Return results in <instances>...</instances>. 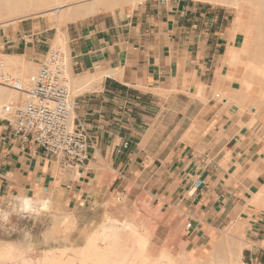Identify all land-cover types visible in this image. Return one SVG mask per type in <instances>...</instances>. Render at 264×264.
<instances>
[{
    "label": "crops",
    "instance_id": "0c3cea01",
    "mask_svg": "<svg viewBox=\"0 0 264 264\" xmlns=\"http://www.w3.org/2000/svg\"><path fill=\"white\" fill-rule=\"evenodd\" d=\"M238 17L227 5L179 0L70 22V72L80 100L75 123L93 137L88 159L65 172L0 117V196L45 193L83 211L124 202L131 185L160 206L171 238L195 247L217 235L232 213H249L252 195L264 186V145L255 136L264 102L256 116L247 112L242 76L254 69L247 59L264 64V21L252 32ZM31 32L18 24L0 35L7 54L36 66L46 52L29 45L39 34ZM221 81L228 99L217 97ZM262 206L250 213L264 216ZM250 227L242 264H264V217Z\"/></svg>",
    "mask_w": 264,
    "mask_h": 264
},
{
    "label": "rangeland",
    "instance_id": "374dc122",
    "mask_svg": "<svg viewBox=\"0 0 264 264\" xmlns=\"http://www.w3.org/2000/svg\"><path fill=\"white\" fill-rule=\"evenodd\" d=\"M88 1L91 0H75V1L73 0L69 3L68 6L83 5L85 2ZM100 1H105V0H100ZM129 1L130 0L120 1V3L117 4L114 3L115 5L112 8L102 6L99 11L93 13L92 15L101 12L114 11V10L125 11L128 10L129 8H133L137 6L140 3L152 4L162 1H179V0H143L142 2L141 1L137 2V4L132 0L130 1L131 3ZM195 1H205L213 5H216L213 2H210V0H195ZM244 1L246 0L238 1L239 3L238 7L235 6L237 4H232V5L230 4L231 6L230 5L227 6L234 8L238 16H241L242 14V16L247 18L248 23L251 24V21L253 19L250 18V14L251 13L254 14L255 11L253 10H255L256 8L264 7V4H262L261 0H260V5L257 4L259 0H252L249 2L248 1L244 2ZM241 3L242 4L246 3V4H244L245 6H242ZM219 6H224V5L219 4ZM40 8L41 6L37 7V10L30 12L29 14L24 16L25 19H21L17 23L11 22L12 24L6 26H0V34L1 32H3V30H5L7 33H11L13 32V30H18V24H21L22 30L23 29L32 30L33 32L39 33L38 35L36 34L33 40L31 37V40L29 42L30 46H32L34 43L38 45V47L42 49V51L44 52H47L48 49H52V51H56L57 49L55 50V48L52 45L58 27L56 26L55 22L49 20L47 16L37 15L40 13V11L45 10L44 8L42 9ZM241 11L243 12L241 13ZM92 15H89L84 18L82 17L80 19H85ZM259 17L262 20L263 15L261 14ZM70 22H74V21H67L65 22L64 25L61 26V30H63L65 33H66L67 25ZM41 30L43 31L42 33H40ZM37 37L39 41H37ZM10 51L11 50L4 48L3 40L1 39V35H0V61L1 60L4 61L6 57H3L2 55L7 54ZM61 52L64 54V56L69 55V50L68 51L61 50ZM24 60L26 64L32 63L28 61L25 57ZM40 64L35 66L32 63L31 71H28L27 73L23 74L21 78L18 76H16V78L22 80L23 77L28 78L30 76L35 75L40 68ZM253 65L254 64L249 65L248 67L250 66L253 67ZM8 72L10 74L12 73L11 70L10 71L8 70ZM244 73L247 76L246 80L249 81L252 80L251 84L253 85L246 86L244 83L242 88L243 97L246 96L245 92L249 93L250 95L251 94L254 95L255 92H258L259 94L260 91H262V89L264 88V79L260 75L256 74L257 72L255 69L254 72L253 70H248ZM250 76H252V79H250ZM30 78H28L27 81L23 80V82L27 83ZM66 79H67V83H69L68 86L71 89L70 91H72L71 93L75 98L74 96L75 92L73 93L75 85H73V82H71L68 77H66ZM216 93L220 94L221 98L224 96L223 91L221 90L216 91ZM217 97L219 96L217 95ZM26 98L27 97L25 95L17 94V96L13 97L9 102L10 103L24 102ZM6 100L7 99H5V101ZM76 100L78 101V105H79L80 104L79 98H76ZM256 101H260L258 96L256 97L252 96L251 101L248 100L247 105H245L247 112L252 113L250 111V106L252 103ZM3 116L4 115L2 114V117ZM255 120L256 119L254 117L250 125L247 124V126L248 127L252 126L255 123ZM74 121H75V117H74ZM260 125L261 126H258V129L259 128L261 129L259 132L258 130L255 131L256 132L255 136L257 138V141L261 143V145H264V123H261ZM64 171L69 173L72 170L65 169ZM131 187L132 186L129 185L128 189L132 191L129 193L128 197H126L124 202L117 203L116 200L113 199L112 203L106 205L103 204L98 206L96 205V207L90 208L88 210L84 209L83 211L68 207L64 208L63 206H61L60 203L54 202L52 200L51 203L46 208L39 206L35 209V211L27 212V211H22L20 209L21 196H0V210H3V213H11L10 223L7 224L5 227L0 228V244H3L2 246H4L7 243V246L9 244L10 246L12 245V247L14 245L15 248H18L19 246L28 242L26 238H29L30 243L32 245V251L27 255L38 254L41 253L43 250H48V249H57V248H66V247H69L71 249L73 247H77L84 244L88 239L87 237H90L92 234L94 235V233L96 234L100 232V230L103 229L102 227L116 226L114 225V220L117 219L119 220V222L127 221L129 223L135 224L134 226L139 228L140 231L138 233L137 232L138 230L132 225V228L129 230V232L132 235L131 236L132 244L135 243L134 248L136 249V251L138 250L139 252H142L145 256L154 257L159 255L160 251L163 248H169L170 251L175 253L173 256L184 259V262L182 264H189L193 260H196V258L197 260L202 259L204 262L208 258V260L210 259L213 261L212 262L209 260L211 264H232V263L242 264V258H241V262H230V261H226V263L221 262L218 254L212 252V248L216 246L215 244L220 236H227L228 233L236 235L235 238L238 240V238L241 237L239 233L237 234V231H239L237 229H240V225L247 226L245 228L246 230L248 229V231L250 232V228H251L250 225L253 222L259 221L264 217L252 213H247V214L244 212L232 213L230 217V222H226L225 227L221 226L217 235H215L211 240H209L207 244L195 247L192 246L191 244H188L185 240L181 238H177L176 236H173L171 238L172 231L165 228V225L163 223L165 216L161 212L160 206L155 205V201L151 198L149 193L146 192L143 194L136 193L133 192V189H131ZM135 188L136 190H140L137 187ZM43 194L42 197H44ZM45 196L47 195L45 194ZM116 196L117 195H115V197ZM251 206L253 207L250 210H253V208L260 207L261 205L251 204ZM3 213H0V215H2ZM182 233L185 234L184 232ZM134 236H138V237H134ZM244 238L245 241L243 242L246 243V245H248L246 247H249L250 246L249 238L247 236H245ZM105 242H109V239L101 244L104 245ZM103 252L104 251L102 249L101 251H99V254L97 256V258L100 261L105 259V257L103 256L104 255ZM67 253H71V252H67ZM66 259L68 258L66 257ZM208 260L207 263L209 264ZM65 264H68V262H65Z\"/></svg>",
    "mask_w": 264,
    "mask_h": 264
},
{
    "label": "bare ground",
    "instance_id": "6f19581e",
    "mask_svg": "<svg viewBox=\"0 0 264 264\" xmlns=\"http://www.w3.org/2000/svg\"><path fill=\"white\" fill-rule=\"evenodd\" d=\"M71 1H73V0H0V26H6L9 24H12L11 22L17 23L19 20L25 19L24 16H26L30 12H33L34 10H37V7L41 6L40 9L44 8L45 10L40 11V13L37 15L47 16L48 19L51 21H54L56 26L58 27L57 33L54 36V41H53L52 46L55 48V50L57 49L58 51H61V50L68 51L69 49H68L67 34L63 30H61V26L64 25L65 22L77 21L78 19H80L82 17L84 18V17H87L89 15H92L93 13H96L97 11H99L101 9L102 6L112 8L115 5L114 3L117 4V3H120V1H128V0H105V1L91 0V1L85 2L83 5L68 6ZM132 1L136 2V4H137V2H140V1L142 2L143 0H132ZM233 1H235L236 3ZM238 1H241V0H237V1L236 0H210V2H213L216 5H219V4H222V5L237 4V5H235L237 7L239 5ZM246 1L249 2L252 0H246ZM246 1H244V2H246ZM261 1H262V4H264V0H261ZM244 4H246V3H244ZM244 4L241 3L242 6H245ZM257 4L260 5V0L257 2ZM251 11H252V9H251ZM253 11H255V13L250 14V18L253 20L251 21V24L248 23L249 25L246 26V27H248L247 28L248 31H252V32L256 28V24L259 23V26H260L261 21L264 20V7L256 8ZM242 12L243 11H241V13ZM261 14L263 15L262 20L259 17ZM239 17H238V19H239ZM263 26H264V24H263ZM244 48H246V47H244ZM243 50L245 51V49H243ZM241 53H243V51ZM233 54L235 55V53H233ZM230 55H232V54H230ZM2 56L6 57L4 59V61L3 60H1V61L4 63V65H6L7 71L11 70V72L14 73V74H12V73L11 74L13 76L15 75V77L18 76L21 78L23 74L32 70V63L29 62L30 64H26L23 55L3 54ZM232 56H231V58H232ZM65 57H66L65 58V76L68 77L71 82H73L71 72H70L71 68H69V66H70L69 65V62H70L69 61L70 60L69 55H67ZM238 57H239V55H238ZM258 57H260V55H258ZM247 61H248V66H249L250 65L249 62H251V60L249 61L247 59ZM253 63H254V61H253ZM241 64L244 65L243 62H241ZM8 67H10V68H8ZM253 68L256 70V72H257L256 74L260 75L264 79V64L259 65V63H258V66L255 64V66L253 65ZM254 69H253V72H254ZM34 74H35V72H34ZM243 76H242V79H244L245 81H243L242 84L245 83L246 86L247 85H249V86L253 85V84H251L252 80L251 81L246 80L245 78H243ZM30 77H28V78H30ZM28 78L23 77L22 81L23 80L27 81ZM250 79H252V76H250ZM237 80H239V79L237 78ZM67 85H69V83H67ZM73 85H74V83H73ZM220 85L221 86L218 89L219 91L222 90V85H223L222 81H221ZM234 89H236V88H234ZM226 92L227 91H225V93ZM231 92H233V91H231ZM73 93H74V91H73ZM229 93H227V95H229ZM17 94L19 95L22 93H19L18 91L10 89L6 86L0 85V116H2L1 106L9 104L10 103L9 101H11V99L13 97H16ZM220 94H217V95L219 96ZM245 94H246V96L244 98L246 100L245 103L247 105L248 100L251 101L252 95H250L249 93H246V92H245ZM22 95H25V94H22ZM224 96L225 97H222V100H223V98H227L226 95H224ZM236 96H238V94ZM257 96L260 99V101H256V102L252 103L250 106V111L252 112L253 116H256V114H258L257 112L259 111V107L262 104L261 102H263V100H264V88L262 89V91H260V93ZM5 99H7V100L5 101ZM235 101L237 102V100H235ZM236 104L238 105V103H236ZM244 105H242V106H244ZM242 106H240V107H242ZM253 108H255L256 110L253 111ZM74 114L75 113H73V118L75 117ZM253 119L247 124L250 125V123L253 121ZM260 188L261 189L259 191L255 192L254 195H252L253 198L250 201V205L251 204L252 205L259 204L260 202L264 201V186H262ZM43 196L44 197H42V195H41L40 198H34L30 195L21 196L20 197V209L22 211L28 212V211H35V209L39 206L46 208L51 203L52 200L48 196H45V194H43ZM25 198H27V199H25ZM262 204L264 205V203H262ZM262 208H264V206H262ZM27 209H31V210H27ZM245 209H246V207H245ZM248 212L250 213L251 211H248ZM114 225H116V226L102 227L103 229L100 230V232H98L96 234L94 233V235L92 234L90 237H87L88 238L87 241L80 246L73 247L71 249L69 247H66V248L43 250L41 253L34 254V255L33 254L27 255L25 258L31 260L33 262V264H38V262H40V261H43V264H65V262H68V264H155V262H156V260L160 254L157 256H154V257L145 256L142 252H139L138 250L136 251V249L134 248L135 243L132 244V241H131L132 235L129 232V230L132 228V225L134 226L135 224L129 223L127 221H123V222L120 221L119 222V220L116 219V220H114ZM242 226H243V228H242ZM134 227L138 230V231L137 230L136 231L139 233V231H140L139 228L136 226H134ZM245 227H247V226L240 225V229H237V230H239V231H237V234L239 233L242 237V238L239 237L238 240L235 238L236 235L231 234V233H228L227 236H220L218 238V241L215 244L216 246H214L212 248V252L213 253L215 252L216 254H218L221 262H225V263H226V261L241 262V258L243 255L242 252H243L244 248L246 246H248V245H246V243L243 242V241H245L244 237L247 234V230ZM134 237H138V236H134ZM108 239H109V242H105L104 245L101 244ZM2 245L3 244H0V264H20V261L17 259V252H16L17 248H15L14 245H13L14 248L12 247V245L10 246L9 244L7 246V243L4 246H2ZM102 249L104 251L103 256L105 257V259L100 261L97 258V256L99 254V251H101ZM162 251L166 252L168 254V256L171 259V264H182L184 262L183 258H177V257L173 256L175 253L170 251L169 248H163L160 251V253ZM67 252H71V253H67ZM66 257L68 259H66ZM65 260H67V261H65ZM207 260H208V258L204 262L202 259L197 260V258H196V260H193L189 264H206ZM178 261H181V262H178ZM210 261H212V260H210ZM210 261H209V264H211Z\"/></svg>",
    "mask_w": 264,
    "mask_h": 264
},
{
    "label": "built area",
    "instance_id": "2783aa9c",
    "mask_svg": "<svg viewBox=\"0 0 264 264\" xmlns=\"http://www.w3.org/2000/svg\"><path fill=\"white\" fill-rule=\"evenodd\" d=\"M0 85L27 97L24 102L1 106L14 136L34 142L62 169H73L88 159L93 137L74 121L78 101L67 85L65 56L61 51L48 49L38 72L27 83L10 74L0 62ZM127 147L128 144L123 145ZM122 199L119 197V201Z\"/></svg>",
    "mask_w": 264,
    "mask_h": 264
},
{
    "label": "clouds",
    "instance_id": "9594fccd",
    "mask_svg": "<svg viewBox=\"0 0 264 264\" xmlns=\"http://www.w3.org/2000/svg\"><path fill=\"white\" fill-rule=\"evenodd\" d=\"M27 199V198H25ZM31 210V209H27ZM0 213H3V210H0ZM11 213H3L0 215V228L5 227L7 224L10 223ZM28 242L19 246L16 250L17 252V259L20 261V264H33V262L29 259H26L28 253L32 251V245L30 243V239L26 238ZM38 264H43V261L38 262ZM155 264H171V259L166 252H161L158 256Z\"/></svg>",
    "mask_w": 264,
    "mask_h": 264
}]
</instances>
